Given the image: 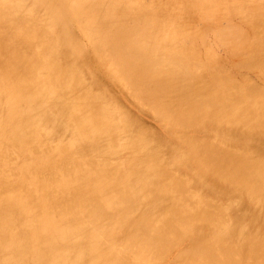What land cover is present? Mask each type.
Instances as JSON below:
<instances>
[{
	"label": "bare ground",
	"instance_id": "obj_1",
	"mask_svg": "<svg viewBox=\"0 0 264 264\" xmlns=\"http://www.w3.org/2000/svg\"><path fill=\"white\" fill-rule=\"evenodd\" d=\"M24 2L0 0V264H96L97 259L99 264L98 251L107 249L95 250L92 244L96 242L95 237L105 234L113 223L121 225L119 221L113 222L115 217L111 214L114 212L129 211L122 218L125 224L122 226L132 234V242L139 244L142 240L138 238L152 231L143 232L148 227L144 225V217L140 218L141 212H137L147 205L148 196L142 193L143 186L171 192L173 188L163 185L167 181L164 177L170 168L181 175L180 159L169 147L158 145L151 133L138 129V122L124 108L122 98L132 101L140 110L148 106L151 115L161 124L172 123L186 131L183 140L179 138L194 148L196 170L208 180L204 185L209 191L217 193L215 199L231 205L230 211L237 204L251 206L242 212L233 209V223L223 213L215 214L216 211L215 216L210 217L209 212L206 213L210 209L200 212L186 206L179 210L173 208L167 215L168 229L165 230L168 234L174 230L173 226H187L186 233L180 232L181 237L176 234L179 229L175 228L177 232H173L176 238L179 237L173 245V251H178L174 258L179 259L190 252L200 241L220 242L218 237H228L230 242L226 244L232 243L230 239L233 238L238 244L234 248L250 253L255 243L251 240L258 236V231L252 227L264 229V223L242 222L264 220L249 214L264 213V138L256 136L264 132V88L251 85L252 76L244 73H239L242 81L237 84L234 76H225L228 73L221 69L217 71L216 66V71L203 68L204 72L198 68L201 64H192L190 68V55H186L190 53L182 50L190 48L191 51L195 44L191 43L190 47L185 43L191 25L183 16L201 14L203 7L223 9L226 12H222L223 15L229 14L227 25L219 23L218 19L214 23L212 10L211 14L203 13V17L213 21L211 28L214 27L216 38L221 33L230 35L238 25L231 19L239 14L243 16L249 31H244L245 35L240 33L238 39L234 34L236 40H232L233 44L241 46L231 45V39L227 42L222 34L219 37L224 41L217 39L224 45L226 42L231 45L226 44L225 47H230L227 53L243 57H239L243 60L239 67L244 65L253 69L264 84V0H72L60 9L63 27L70 34L66 39L58 32V25L53 23L54 15L48 14L45 3L34 2L30 8ZM57 3L59 0L48 4L57 6ZM28 10L44 13L30 14ZM222 25L229 29L235 26L227 32ZM239 29L237 33L243 32ZM205 42L210 40H203ZM73 44L77 51H72ZM235 48L243 51L234 52ZM234 66L237 67L236 63ZM85 73L91 78L88 82ZM149 86L155 93L149 94ZM94 90L101 93L96 94ZM102 93L106 98L111 96L112 100L105 101ZM201 126L204 127L202 133L199 131L202 136L194 131ZM235 127L241 128L236 132L244 141L250 139L256 144L253 151L256 155L250 150L229 152L224 145L211 141L219 139L223 133L232 134ZM190 132L196 135L192 137ZM199 143L207 146L206 154L203 148L200 154ZM202 160L209 161L207 165V161L204 162L206 168ZM125 171L132 183L137 184L131 185L135 187V194L143 197H134L131 188L123 187L121 179L126 175ZM174 171L171 174L178 179L179 174ZM140 180L144 185L137 183ZM193 183L197 182L193 180ZM201 186L197 184V187ZM152 199L159 201V198ZM154 202H148V205ZM174 212L178 216L172 218ZM144 215L147 214L144 212ZM212 221L217 222L218 227L224 225L216 226V229L195 225L211 224ZM141 222L143 224H139ZM160 227L155 230L151 225L150 229L153 228L157 236L162 232ZM161 237L160 240L156 238L157 241L166 239L169 243L170 237ZM153 247L159 249L157 244ZM195 247L203 248L200 244ZM231 250L222 254L227 257ZM194 252V258L202 255ZM208 253L204 255L211 254ZM217 257L216 260L220 258Z\"/></svg>",
	"mask_w": 264,
	"mask_h": 264
},
{
	"label": "rangeland",
	"instance_id": "obj_2",
	"mask_svg": "<svg viewBox=\"0 0 264 264\" xmlns=\"http://www.w3.org/2000/svg\"><path fill=\"white\" fill-rule=\"evenodd\" d=\"M69 1V2H68ZM72 1V0H71ZM70 0H65V2H64V0H59V2L61 3H57L56 5L58 6H55V5H49L48 3H52L53 2V0H41V1H38V2H41L42 4H46L47 6H48V14H53L54 15V18H53V23L55 22V24L56 25H58V32L59 33H61L60 35H63V38L64 39H66L68 36H70V34H69V32H68V30L67 29H65L64 27H63V24L62 23H64V21H63V18H62V11L60 10L61 9V7H63V6H65V5H67L68 3H70L71 2ZM34 2H37V0H25V2H24V5L25 6H27L28 5V7H33V4H34ZM37 2V3H38ZM39 4V3H38ZM36 6V5H35ZM38 9L40 8V7H38V6H36ZM202 7V6H201ZM59 8V9H58ZM41 9V8H40ZM206 10V11H205ZM213 11L212 12V14H214V15H212V19H213V21H214V23L217 21V19H218V22L219 23H221V24H224V25H227L228 24V17L227 16H229V14H224L223 15V13H226V12H223V9H220V11H218L217 10V8H214V6H212L211 8H207V7H203L202 8V11H201V14H190V15H185V16H183L186 20H188L189 21V24L191 25L190 26V28H191V31H190V33H188V34H186V37L187 38H185V43L187 42L188 43V45L187 46H190L191 45V43H194L195 44V46H193L191 49V51H190V48H189V50H187V49H184L183 48V50H182V52L184 53V50L185 51H188L190 54H186V55H190L189 57H190V65H189V67L193 64V65H196V66H198L197 64H201V65H199L200 67H198V68H202V72H204L203 71V68H205V69H211V70H213V71H216V67H218L217 68V71L219 70V69H221V71H223V72H226V73H228L227 75H225V76H231V77H233V79H234V81L235 82H238L237 84H240L239 82H241L242 80V76H240V75H242V74H239V73H244V74H246V75H250V76H252V80H254V81H250L249 83L251 84V85H255V86H257V85H260L261 86V88H264V84L262 83V81L260 80V79H258L257 78V74L254 72L253 73V69H249V67H244V65H243V67H239V65H241L240 63H241V61H243V60H241L243 57H238L237 55V57H234V56H232V55H230V54H228L229 53V48H227V47H225L226 46V44H228L227 42H229L228 40H230L231 42L230 43H232L231 45H235V44H233V41L232 40H236V38L238 39V36H240V33H244V34H242V35H245V32H247V31H249L248 30V28L249 27H247L248 26V23L247 22H244L243 20H245L244 18H243V16H241L240 14V16L239 15H237V16H234V17H236V18H234V19H231L232 21H234L235 22V25H236V23L238 24V25H234L235 26V29H234V26H233V28H230V29H234L235 30V32H234V30H232V32H230V35L229 34H227V35H225L224 36V34H226V33H221V34H219V33H217V38L221 35V36H223V37H225V38H223V39H225L227 42L225 43V45L223 44V42L222 41H224L222 38H220L219 37V39H222V41L221 40H219V39H217L214 35H213V33H214V27H213V29L211 28V26H212V22L213 21H210V20H208L206 17H203L204 16V14H211V12L210 11ZM225 10V9H224ZM35 11V10H34ZM59 11V12H58ZM210 12V13H209ZM217 12V13H216ZM219 12V13H218ZM223 12V13H222ZM28 13H30V14H42V13H44L43 11H40V13H38V11H36V12H33V11H29L28 10ZM204 13V14H203ZM203 14V15H202ZM217 14V15H216ZM217 17H216V16ZM232 15V14H231ZM60 16V17H59ZM216 17V18H215ZM240 18V19H239ZM58 20V21H57ZM51 21V20H50ZM59 23H57V22ZM209 22V23H208ZM198 23V24H197ZM212 23V24H211ZM218 23V24H219ZM211 24V25H210ZM246 24V25H245ZM47 26H49V24H46ZM223 26V25H222ZM239 26V27H238ZM61 27V28H60ZM204 27H206V28H204ZM207 27H208V29H207ZM223 27H225V26H223ZM226 28V30H227V32H229V28H227V27H225ZM239 28H242L243 29V32H239V33H237L240 29ZM203 29V30H202ZM211 30V31H210ZM213 30V31H212ZM238 30V31H237ZM202 31H203V33H202ZM245 31V32H244ZM63 33V34H62ZM202 34V35H200V34ZM232 33H233V35H232ZM180 35H182L183 33L182 32H180L179 33ZM215 35H216V33H214ZM234 34H236L237 36H235L236 38L234 39ZM239 34V35H238ZM185 34H183V36H184ZM241 35V36H242ZM201 36H203V37H201ZM226 36H230V38H228L227 37V39H226ZM215 37V38H214ZM243 37V36H242ZM190 38V39H189ZM204 38V39H203ZM206 38V39H205ZM201 39V40H200ZM191 40V41H190ZM203 40H205V41H209L210 40V42H205V43H203ZM216 40V41H215ZM246 40H247V38H246ZM216 42V44H215V42ZM80 42H82V41H80ZM218 42L220 43V45L222 46H220L219 44H218ZM234 42H237V41H234ZM241 42V41H240ZM239 42V43H240ZM83 43V42H82ZM209 43V44H208ZM243 43V42H242ZM244 43H247V42H245V38H244ZM66 45H69L68 43H66ZM229 45V44H228ZM231 45H229V46H231ZM242 45V44H241ZM240 44L239 45H235V46H241ZM198 46H200V47H198ZM233 46L231 47L232 48V50H233ZM245 47H246V45H244ZM70 47V46H69ZM74 47V48H73ZM77 46H76V44H73L72 45V51H77ZM191 47V46H190ZM236 47V48H237ZM196 48H198V51H196ZM201 48V49H200ZM214 48V49H213ZM222 48V49H221ZM234 49V52H235V50H238V52H239V50L240 49ZM241 48V47H240ZM256 48V47H255ZM62 49H64V51L66 50V48H62ZM246 49V48H245ZM244 49V50H245ZM64 51H62V50H59V52H64ZM196 51V52H195ZM210 51H212V54L213 53H215V54H213V56L211 57V53L209 54V52ZM226 51V52H225ZM227 51H228V53H227ZM241 52L243 51V49L242 50H240ZM246 51H248V49L246 50ZM182 52H180V53H182ZM192 52V53H191ZM232 52V51H231ZM240 52V53H241ZM186 53V52H185ZM237 53V52H236ZM247 53V52H246ZM202 54V55H201ZM192 55V56H191ZM193 55H195V57H193ZM185 56V55H184ZM197 56H198V58H197ZM218 56V57H217ZM223 56H225V57H227V58H225V57H223ZM186 57V56H185ZM193 57V58H192ZM216 57V58H215ZM225 58V59H223V58ZM233 57H234V59H233ZM196 58V59H195ZM207 58H210L211 60H208ZM216 59V60H214L215 62L217 61L218 63H215L214 61H213V59ZM244 60H247V58H246V56H244ZM219 59V60H218ZM198 60V61H197ZM200 60H202V63L200 62ZM235 60H237L238 62H236ZM251 60H253V59H251ZM193 61H197V62H193ZM211 61V62H210ZM231 61H233V62H231ZM193 62V63H192ZM199 62V63H198ZM236 63V65H237V67L236 66H234L235 65V63ZM194 63H196V64H194ZM212 63H214V64H212ZM221 63V64H220ZM232 63V64H231ZM243 63V62H242ZM217 64V65H216ZM192 65V66H193ZM205 65V66H204ZM222 66V68H221V66ZM225 65V66H224ZM191 66V67H192ZM202 66H204V67H202ZM216 66V67H215ZM190 67V68H191ZM223 67H225V68H223ZM236 67V68H235ZM196 69L195 68V70H198L199 71V69ZM239 68V69H238ZM193 69V68H192ZM209 69V70H210ZM224 69V70H223ZM237 69V70H236ZM194 70V69H193ZM201 70V69H200ZM221 71H219V72H221ZM195 72H197V71H195ZM202 72L201 73H199V74H202ZM236 74V75H233V74ZM221 74H225V73H222L221 72ZM254 75V76H253ZM237 76V77H236ZM85 80H86V82H88L89 80H91V78H90V76L89 75H87L86 73H85ZM236 78V79H235ZM256 78V79H255ZM156 83V82H155ZM263 84V85H262ZM161 85V84H160ZM150 86H152V85H150ZM150 86H149V88L148 89H150V91H149V94L151 95L152 94V92H154L155 93V91H153V90H151V89H155V86H152L153 88H150ZM158 86H159V84H158ZM259 86V87H260ZM145 89V88H144ZM147 89V88H146ZM145 89V90H146ZM148 89L146 90V91H148ZM103 90V89H102ZM152 91V92H151ZM96 92V94H99V93H101V91H96V90H94V93ZM99 92V93H98ZM151 92V93H150ZM156 92H158V91H156ZM148 93V92H147ZM154 93H153V95H154ZM103 95V97L105 98L104 100L105 101H107V99H109V100H112V98H111V96H109V95H107V98L105 97V95H104V93H102ZM153 96H151V98H152ZM122 102H124V108L126 109V110H128L129 111V113H130V115L132 116V118H133V120H135L136 122H138L137 123V125H139L138 126V129H143V130H145L144 132L145 133H147V132H149V133H151L152 135H153V137L157 140V142H158V145L160 144V145H162V146H166V147H169V150L173 153V154H175V156L177 157V158H179L180 159V171H181V175L175 170V169H169V171H168V169L166 170V171H168V172H166L167 174H166V177H164L165 179H167V181H165V179H164V181H165V184H163V185H166L167 184V186H169L170 188H173L172 190H170V188L168 187V189L171 191V192H168V191H163V190H160L159 189V191H157V189H154V188H146V187H144L143 186V190L144 191H142V193H144V194H147V205H148V202L150 203L151 202V204H152V202H154L153 201V199L152 198H156L155 199V201L157 200V198H159V201H157V202H154L153 203V205H145V207L143 208L144 210H136L137 212H141V219L144 217V219H145V226L146 227H148V229H146L145 231H143V232H146V233H148L150 230H152L151 232H149L150 233V235H149V233L147 234V235H149V236H147L146 234H144V233H142V235H146L145 237L143 236L142 238H138V239H141L142 240V242H139V244L138 243H134V242H132V240H133V237H132V234L130 233V231H128L127 229H126V227L125 226H122V224H124L123 223V221H122V218H123V216H125V215H127L128 214V212L129 211H127V210H125V212H120V213H112L111 215H113L114 214V217H115V219H113V222H115V221H119L120 223H121V225H115L114 223H113V225H112V227L110 228V229H108L106 232H105V234H101V235H97L96 237H95V240H96V242H94L92 245V247H93V249H95V250H98L99 248H106L107 250L106 251H103V250H99L98 252V255H99V264H219V262L221 263L222 261L221 260H224L221 264H233L234 262L236 263V264H250L251 262H253V260L255 261V262H253L252 264H264V240H263V238H264V229L263 228H260L259 229V227H252V230H257L258 231V236H254L253 237V239L251 240V241H253V242H255V243H253V247L256 249H254V248H252L251 247V249H250V253H247V251L244 253V252H241V250H239V248H234L233 246L235 245V246H237L236 245V242L233 240V238H231L230 240L232 241V243H230V244H226L225 242H227V241H229V238L228 237H226L227 238V240H226V238H221V237H218V241H220V242H215V243H211V241H212V239H208V240H211V241H208V240H204V241H200V245L203 247V246H205V249H204V247L203 248H200V247H195V246H199V244H197V245H195V246H192V247H194V248H192V249H190L189 251L190 252H187L185 255H187V256H185V255H183L182 257H179V259H175L174 257L176 256V254H177V252L178 251H176V250H174L173 251V245L175 244V242H177V241H179V239L176 241V239L177 238H179V237H181V235L183 234V233H186L187 231H186V228H187V226H185V228H184V226L182 225V227H178V228H176V226H173L171 223V225H170V227H175L176 229H179V234L178 233H176L177 235H179V237H177L176 238V234H174L175 232H177V230L175 229V228H171V230H173L172 231V233H171V231H170V233L168 234V232L166 231L167 229H168V227H166L167 225L166 224H168V223H166L167 221H168V217H167V215H168V213H170V212H172V210H173V208L175 209V210H179L180 208L179 207H184V206H186V207H188V208H191V209H195V208H197L200 212H204L203 211V209H210L209 211H206V213L208 214V212H209V216L211 217V216H215V215H213V213L215 212V214H218V215H221V213H223L224 214V217L225 218H228V220L229 219H231V220H229L230 222H234V214H233V212L234 211H232L233 209L235 210V211H238V212H242L243 210H246V208H251V206L250 205H246V204H237V205H233L232 206V209H231V211L229 210V207L231 206V205H227V204H224L223 203V201H221V200H219V199H215V198H217L215 195H217V193L215 192V191H213V190H211V191H209L210 189L206 186V185H204V183H207V181L205 180V177H204V175L203 174H201L199 171L197 172V164L194 162V158H193V155H194V152H193V150H194V148H192L191 147V144L190 145H188V142L187 141H182L183 140V136L185 135V134H187V133H185L186 131H183L182 129H179V127L177 126V125H175V124H170V123H165V124H161L159 121H158V119L154 116V115H151V113L150 112H152L151 110H149V108H148V106H146V107H144L143 108V110H140V109H138V107L132 102V101H123V98H122ZM132 105V106H131ZM121 106H122V104H121ZM148 109V110H147ZM150 113V114H149ZM153 114V113H152ZM136 116H138V117H136ZM137 118V119H136ZM138 120V121H137ZM143 123H142V122ZM139 122H141V123H139ZM147 125V126H146ZM224 126H227L226 124H223ZM145 126V127H144ZM165 126V127H164ZM223 126V127H224ZM147 128V129H146ZM203 129H204V127H198V129L197 130H194V131H198V134H200L201 135V133H202V131H203ZM239 129H241V128H237V127H235V131L232 133V134H228L227 135V133L225 134V133H223L222 134V136L219 138V139H212L211 141H213L214 143H216V144H218V145H224L225 147H227L228 149H229V152H233V151H235V150H250L251 151V153H253L254 155H256L253 151H255L256 149H255V147H256V144L254 143V144H252V142H250L251 140L250 139H245V141H244V138H242L241 137V135L239 136V134L240 133H237L238 131H239ZM142 130V131H143ZM201 133H200V132ZM237 131V132H236ZM140 132V131H139ZM174 132H175V134H174ZM137 133V132H136ZM178 135H177V134ZM189 134H192L191 136L192 137H194L195 135H196V133H193V132H190ZM149 136H151L150 134H148ZM176 135V136H175ZM159 136V137H158ZM202 136V135H201ZM256 136H259V138H260V136L261 137H263L264 138V132H262V133H258V134H256ZM152 137V136H151ZM157 137V138H156ZM164 137V138H163ZM179 137H181L182 138V140H181V138H179ZM253 137H255V136H253ZM252 137V138H253ZM201 138H204V136L203 137H201ZM255 139H256V137H255ZM170 140V141H169ZM224 140H226V141H228V142H225ZM204 141H206V140H204ZM174 142V143H173ZM177 142V143H176ZM252 145H251V144ZM200 144V146H199V151H200V154H201V151H203V149H206V150H204L203 152L205 153H207V146H204V144H202V143H199ZM240 144V145H239ZM248 144V145H247ZM187 145V146H186ZM202 145V146H201ZM213 146H215V145H213ZM216 147V146H215ZM203 148V149H202ZM201 149V150H200ZM223 149V151L225 152V149L224 148H222ZM188 150H189V152H188ZM227 151V150H226ZM188 152V154L186 155V153ZM228 152V151H227ZM205 153V154H206ZM242 153L243 154H245V153H247V152H244V151H242ZM247 154H249V157H252L251 155H250V153H247ZM207 156V155H206ZM208 156H210V155H208ZM207 156V157H208ZM212 157H215V155H213ZM218 157V156H217ZM213 159H215V158H213ZM190 160V161H189ZM203 161V164H204V162H206V165L209 163V161L208 160H202ZM264 161V160H263ZM191 162V163H190ZM186 163V164H185ZM187 163H189V164H187ZM193 163V164H192ZM174 165V164H173ZM182 165V166H181ZM189 165V166H188ZM192 165V166H191ZM205 164H204V167L206 166ZM190 167H192V168H190ZM203 167V166H202ZM204 167H203V169H204ZM207 167V166H206ZM205 167V168H206ZM188 170H187V169ZM195 168V169H194ZM194 169V170H193ZM174 171V173L176 174V172L179 174L178 176V179L176 178L177 176L176 175H173V174H171V173H173V171ZM187 170V171H186ZM196 171V172H195ZM126 172V171H125ZM188 173V174H190L189 175V177L188 176H186L184 173ZM127 173L128 172H126V175L125 176H123L122 177V179H121V181H122V183L124 184V186L123 187H129V188H131L132 189V191H133V195H134V197H135V187H133L134 185H137V184H134V183H132V180H131V178L127 175ZM169 173V174H168ZM168 175V176H167ZM176 178V179H173L172 177L173 176ZM190 176H195V178L193 179L195 182H197V183H193V180L191 179V177ZM129 177V178H128ZM170 177V178H169ZM184 177V178H183ZM170 179H173V180H170ZM179 179H180V181H179ZM184 179V180H183ZM186 179V180H185ZM204 179V180H203ZM170 180V181H169ZM175 180V181H174ZM203 180V181H202ZM172 181H174V182H172ZM132 184H131V183ZM178 182V184L179 185H176V183ZM138 184L139 183H141L140 185H144V181H142V180H140L139 182H137ZM173 184V185H171V184ZM203 183V184H202ZM183 184V185H182ZM197 184H201L202 186L201 187H197ZM126 185V186H125ZM131 185H133V186H131ZM171 185V186H170ZM175 185V186H174ZM185 185H187V186H185ZM193 185V186H192ZM173 186V187H172ZM177 186V187H176ZM179 186V187H178ZM204 186V187H203ZM206 186V187H205ZM186 187V188H185ZM207 188V189H206ZM148 191H147V190ZM178 189V190H177ZM179 189H180V191H179ZM184 189V190H183ZM157 192H156V191ZM187 190V191H186ZM189 190V191H188ZM196 190H198V191H200V193L201 194H198L197 193V191ZM150 191V192H149ZM153 193H152V192ZM156 193H155V192ZM162 191V192H161ZM178 191V192H177ZM173 192H177L176 194L175 193H173ZM180 192H181V194H180ZM187 192H190V193H187ZM194 192V193H193ZM212 192V193H211ZM137 193V192H136ZM149 193V194H148ZM152 194V195H151ZM153 194H155V195H153ZM192 195V198H190L189 196V198L187 197V196H183V195ZM151 195V196H150ZM96 196V195H95ZM137 197L139 196V197H143V195L141 196L140 194L139 195H136ZM154 196H156V197H154ZM183 196V198H181ZM152 197V198H151ZM179 197L181 198V200H183V201H181L180 199H179ZM195 197H197L196 199H195ZM212 198V199H211ZM149 199H150V201H149ZM188 199H190V200H196V202L195 201H191L190 203H189V201H188ZM99 200H101L100 198H99ZM185 200V201H184ZM186 200H187V202H186ZM205 200V201H204ZM175 202V203H174ZM195 202V203H194ZM205 203H207L208 205H206ZM210 203V204H209ZM189 204V205H188ZM192 204H194L195 206H197V207H194ZM192 205V206H191ZM213 205V206H212ZM214 205H218V207L217 206H214ZM105 206H106V204H105ZM135 206V205H134ZM244 206V207H243ZM107 208L108 209H111L108 205H107ZM155 208V209H154ZM214 208H216V209H214ZM231 208V207H230ZM213 209V210H212ZM213 211V212H212ZM219 211V212H218ZM137 212H135L136 214H137ZM144 212L148 215H144ZM218 212V213H217ZM205 213V214H206ZM211 213H212V215H211ZM177 213H175L174 212V215H172V218L173 217H176V216H178V215H176ZM249 214H250V216L252 217H255V216H257L258 218L259 217H262V218H264V213L263 212H261L260 213V211H258L257 212V214L256 215H253V213L252 212H249ZM110 215V216H111ZM147 216V217H146ZM148 218V219H146V218ZM213 218V217H212ZM143 219V220H144ZM141 221V220H140ZM248 221H255L256 223L255 224H257V225H259V224H263L264 223V220L263 221H261L260 219H255V220H247V221H245V220H243L242 222L243 223H245V222H248ZM149 225H147V224ZM175 223V222H174ZM196 223V222H195ZM217 223V222H216ZM215 223V221H212V223L211 224H199V223H196L195 225H200L201 227H210V228H212V229H216V226L218 227V225ZM226 223H228V221L226 222ZM139 224H143L142 222L141 223H139ZM214 224H216V225H214ZM219 224V223H218ZM229 224H231V223H229ZM229 224H226V226L227 225H229ZM125 225V224H124ZM151 225L153 226V228H155V230L156 229H158L157 228V226H161L160 228H162V232H160L159 234H157V236L158 235H160V237H157L156 235H154V232L153 231H155L153 228H151L150 229V227H151ZM188 225V229L190 228V226H189V224H187ZM208 225V226H207ZM213 225V226H212ZM221 225H224V224H219V227L218 228H220V226ZM253 226H256V225H253ZM163 227H164V229H163ZM196 227V226H195ZM167 228V229H166ZM206 228V229H207ZM217 228V229H218ZM166 229V230H165ZM174 232V233H173ZM182 234H181V233ZM255 232V231H254ZM172 234H174V235H172ZM169 235V236H168ZM139 236H141L140 234H139ZM152 236H155V238H153ZM161 236H164L163 238H165V237H167V239L169 238L170 239V241H169V243H167L168 242V240H167V242L163 239V240H161L160 242L159 241H157V239L158 238H162ZM153 239H152V238ZM146 238H147V240H146ZM149 238H151V239H149ZM157 238V239H156ZM156 239V241H154L153 243H152V241L153 240H155ZM224 239V241H222ZM158 240H160V239H158ZM221 241H222V244H221ZM102 242V243H101ZM144 242H146V243H144ZM151 242V243H150ZM164 243L165 242V244H161V243ZM230 242V241H229ZM102 245V246H100V244ZM148 243H150L149 245H148ZM204 245H203V244ZM155 244H157V245H159V249L156 247H153V246H155ZM97 245H99V246H97ZM110 247H109V246ZM231 245V246H230ZM256 245H258V246H256ZM163 246H164V248L166 247V249H164L163 248ZM210 246L213 248H210ZM221 246V247H220ZM222 246L223 247H225V248H222ZM96 247V248H95ZM207 247V248H206ZM220 247V248H219ZM236 250H238V251H234V249ZM257 247V248H256ZM98 248V249H97ZM108 248H110V249H108ZM196 248V249H195ZM197 248L199 249V250H197ZM211 249L212 251H213V253H212V251L210 252V250H208V249ZM221 248H222V250H221ZM228 248V249H227ZM201 249H202V251H201ZM229 249L231 250V249H233V250H231L230 252L232 253H229V255H231V256H233V257H230L229 255H226L227 257H225L224 255H225V253H224V255L222 254L223 253V251H226V252H229ZM260 249V250H259ZM196 250V253L198 252V253H202V255H196L195 256V258H194V255L192 254V253H195L194 251ZM205 250V251H204ZM254 252H253V251ZM193 251V252H192ZM207 251V252H206ZM259 251V252H258ZM97 252V251H96ZM154 252V253H153ZM173 252H175V253H173ZM192 252V253H191ZM203 252H205L206 254L208 253V255L210 254L211 255V258H210V255L209 256H206V255H204L205 253H203ZM234 252V253H233ZM171 253V254H170ZM189 253H191L190 255H188ZM197 253V254H198ZM214 253L217 255V256H219V257H217V256H215L214 255ZM255 253V254H254ZM256 253H257V255H256ZM101 254H105V255H108L109 257H103ZM144 254V255H143ZM155 254H156V256H155ZM173 254V255H172ZM228 254V253H227ZM249 254H252V255H254V257L251 259V257H252V255H251V257L249 256ZM259 254V255H258ZM261 254H263L262 256H261ZM202 256H204V257H202ZM213 256V257H212ZM258 256V257H257ZM215 257H217V258H219V259H215ZM230 259H229V258ZM255 257H257V259L255 258ZM261 257H263V258H261ZM186 258V259H185ZM214 258V259H213ZM228 258V259H227ZM108 259H109V261H108ZM256 259V260H255ZM100 260H102V261H100ZM211 260V261H210ZM226 260V261H225ZM228 260V261H227ZM169 261V262H168ZM217 261H219V262H216ZM125 262V263H124ZM234 263V264H235ZM96 264H98V259L96 260Z\"/></svg>",
	"mask_w": 264,
	"mask_h": 264
}]
</instances>
